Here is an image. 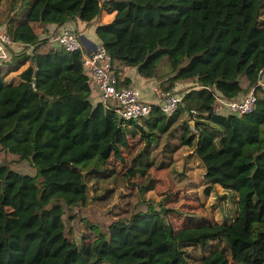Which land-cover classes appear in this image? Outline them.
I'll return each mask as SVG.
<instances>
[{"label": "trees", "instance_id": "1", "mask_svg": "<svg viewBox=\"0 0 264 264\" xmlns=\"http://www.w3.org/2000/svg\"><path fill=\"white\" fill-rule=\"evenodd\" d=\"M19 1L30 5L6 31L35 49L22 61L29 65L19 83L8 81L0 64V149L29 159L37 175L0 162V264H264V0L12 5ZM104 10L114 16L97 27V36L120 88L131 86L130 78H121L123 67L164 80L166 91L181 81L200 87L184 93L172 116L154 106L149 118L125 121L102 102L94 104L82 52L47 46L37 33L76 19L91 26ZM252 90L257 102L251 113H215V94L233 101ZM164 137L161 156L154 150ZM129 138L144 147L123 176L148 181L141 185L144 194L155 187L153 158L189 147L204 165L206 192L219 186L236 195L235 217L175 229L166 220L168 209L150 208L116 219L106 230L92 225L77 243L68 234V209L89 204L88 178L108 177L113 157L127 163ZM188 248L203 253L195 256Z\"/></svg>", "mask_w": 264, "mask_h": 264}, {"label": "rangeland", "instance_id": "2", "mask_svg": "<svg viewBox=\"0 0 264 264\" xmlns=\"http://www.w3.org/2000/svg\"><path fill=\"white\" fill-rule=\"evenodd\" d=\"M3 5L2 8L0 7V13L4 15L9 11L7 17L10 19L14 16L22 17L30 3H26L21 8V1L13 6L12 0H6L3 1ZM8 19L6 18L1 23L6 24ZM92 35L91 31L89 37ZM45 39L49 40V38ZM50 42L53 45L56 44L54 40ZM243 79L246 80V78ZM161 90H164V87ZM166 142L167 138L164 137L154 150L155 154L159 153L164 156ZM126 143L127 145L123 147V154L127 163L113 157L108 166L111 169V173H107H110L108 177L88 178L91 187L89 204L68 209V215H70L67 219L68 234L77 243H81L82 235L92 231V225H99L101 230H106L116 219L128 218L135 212H145L150 208L159 211L162 208L168 209L166 220L175 229L191 224V222L199 224L235 217L238 210L236 195L219 186H215L209 193L206 192L208 183L204 165L191 148H178L176 152L166 155L165 159L159 155L153 158L154 165L150 169V174L155 187L144 194L141 191V185L148 181L141 176L132 178L123 176L132 163V157L143 149L144 142L138 143L129 138ZM172 143L178 145L179 140H172ZM0 162L9 164L15 171L37 175V169L29 159L21 160L18 156L1 149ZM188 250L195 256L203 253L201 249L188 248Z\"/></svg>", "mask_w": 264, "mask_h": 264}, {"label": "built area", "instance_id": "3", "mask_svg": "<svg viewBox=\"0 0 264 264\" xmlns=\"http://www.w3.org/2000/svg\"><path fill=\"white\" fill-rule=\"evenodd\" d=\"M100 1L103 5L107 0ZM50 31L49 41H56L60 49L71 53L82 52L84 65L92 83L100 93L102 103L108 109L115 110L125 121L149 118L153 113L154 106H158L166 116H172L178 111L184 93H179L175 89L172 91L159 90L157 92L160 100L157 104L144 101L137 87H119V80L113 67V59L102 43L90 41L84 45L82 35L77 28L72 26L53 25ZM14 43L9 33L0 29V63L11 59V47ZM259 85L264 88V76L259 81ZM215 97V113L222 115L243 116L251 113L257 102L254 90L233 101L223 99L218 93L215 94ZM191 113L197 114L195 110H192Z\"/></svg>", "mask_w": 264, "mask_h": 264}, {"label": "crops", "instance_id": "4", "mask_svg": "<svg viewBox=\"0 0 264 264\" xmlns=\"http://www.w3.org/2000/svg\"><path fill=\"white\" fill-rule=\"evenodd\" d=\"M0 2H1L0 7L2 8L4 6L3 0H0ZM107 11L108 10H104L101 13V15L94 21L93 23V25L95 24L94 28H92L93 25L89 26L85 22H82L79 19L67 22L65 25L76 27L79 33L85 36L89 40V42L92 41L94 43H100V39L98 38L97 31H96L97 27L100 24L109 23L113 19V16H114L112 13H109ZM7 12L9 13V11ZM8 13L4 15L0 13V29L7 30L6 24H11L13 20L18 19L17 16H14L8 19L9 18L7 17ZM6 18L8 19V21H6L7 23L6 24L1 23V21L4 22ZM52 27L53 25L48 26L47 28H44V27L38 28L37 33L40 34L41 40H44L45 38H49V33L51 32L50 28ZM91 31L93 32V35L89 37V34L91 33ZM47 46L58 47V44L53 45L49 41ZM11 49H12V53L13 52L14 53L11 54L12 56H11L10 61L3 62L1 66L7 72L6 79L8 81L13 82V83H19L21 81V77H20L21 72L29 65V62H25L24 64H22V61L24 60L26 55H31L34 52L35 47L32 45L29 46L23 43L15 42L13 46L11 47ZM19 65L21 66L17 68ZM120 74H121L122 79H126V78L131 79V86H135L140 90L141 98L144 101H147L153 104H157L160 100L159 94L157 91L161 90L167 84L164 80L144 78L139 74L138 70L133 67H123L122 70L120 71ZM242 84L246 86L245 84H247V80L243 79ZM174 89L175 91L179 93H186V92L191 91L192 89L199 90L200 87L197 86L196 83L194 84V82L192 81H181L174 87ZM91 100L94 104H98L102 102L100 98V93L95 85H93V92H92Z\"/></svg>", "mask_w": 264, "mask_h": 264}, {"label": "water", "instance_id": "5", "mask_svg": "<svg viewBox=\"0 0 264 264\" xmlns=\"http://www.w3.org/2000/svg\"><path fill=\"white\" fill-rule=\"evenodd\" d=\"M82 40H83L84 45L89 43V40L85 36H82Z\"/></svg>", "mask_w": 264, "mask_h": 264}]
</instances>
